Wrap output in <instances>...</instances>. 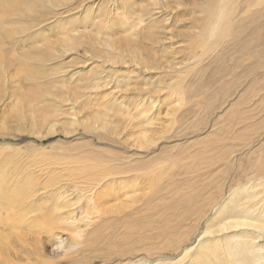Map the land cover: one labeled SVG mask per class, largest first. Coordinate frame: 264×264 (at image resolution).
I'll list each match as a JSON object with an SVG mask.
<instances>
[{
    "label": "bare ground",
    "instance_id": "bare-ground-1",
    "mask_svg": "<svg viewBox=\"0 0 264 264\" xmlns=\"http://www.w3.org/2000/svg\"><path fill=\"white\" fill-rule=\"evenodd\" d=\"M62 1L0 0V105L7 95L19 113L21 105L28 107L31 120L24 113L21 121H29L36 135L55 131L65 115L73 117L75 123L79 114L87 112L84 118L90 130L95 129V123L108 130L112 118L122 117L121 123L132 128V147L146 155L143 159L127 153L124 158L114 156L109 160L79 155L86 172L96 173L95 187L85 183L89 195L82 189L79 194L81 201L85 198L93 205L94 218L86 225L87 220L84 222V228L92 230L87 231L92 237L90 243L84 240V231L66 239L62 233L54 234L60 224L69 225L68 231L75 227L74 218L63 215L67 201L64 208L56 204L52 210L51 202L46 215L39 210L42 217L33 218L31 206L20 205L21 199H16L20 206L14 201L1 203L11 199L12 191L22 192L11 188L17 182L9 185L13 182L9 179L0 184V215L3 210L8 213L4 219L0 216V224L6 221L12 231L29 233L15 236L21 253L41 256L43 242L36 234L46 232L54 240L53 251L65 256L72 250L75 257L64 258L76 264H94V259L102 260L101 264H264V116L260 123L253 122L264 113L257 111L258 103H264V0ZM171 3L174 10L184 8L189 14L192 33L182 42V50L173 52L171 61L141 54L146 43L155 39V29L172 23V15L167 14ZM12 24L24 27H6ZM45 26L56 31L61 41L47 38L39 46L28 41L41 36ZM90 29L104 32L99 41H89L84 52V56L94 52L97 60L76 61L74 71L66 65L73 58L67 63L59 61L52 69L56 73L50 75L51 68L47 67L65 57L64 53L83 47L84 41L75 40L89 36ZM19 34L26 36L16 39ZM131 37L136 41L128 45L118 41ZM20 69L26 74L25 83H20L23 87L19 92L9 89L6 93L4 88L7 83L14 84ZM157 70L170 82L166 87L170 97L178 99L181 107L186 104V108L181 111L172 106V120L152 131L146 119L158 100L152 96L129 99L126 93L139 89L142 76ZM142 87L143 92L151 89L146 82ZM52 89L58 94L74 93L73 98H64L63 94L59 96L62 100L52 99ZM221 93L226 99L214 109L209 103ZM65 107L74 114H63ZM169 134L173 136L167 138ZM162 139L167 145L155 148ZM198 146L203 148L194 152ZM177 151L179 155L174 156ZM162 156L166 159H160ZM59 160L52 159L49 165H65L68 159ZM169 160L184 161L191 182H201V186L170 199L165 197L169 202L163 203L161 215L150 201L153 198H146L144 193L140 196L142 175L136 165L154 162L156 168H162ZM199 165L202 170L197 174ZM26 195L31 197V193ZM48 196L53 193L40 198L47 200ZM99 202L108 205V216L100 215ZM21 222L28 224L18 226ZM30 233L35 234L33 240L28 238ZM3 243L7 245L0 240V247Z\"/></svg>",
    "mask_w": 264,
    "mask_h": 264
},
{
    "label": "rangeland",
    "instance_id": "rangeland-1",
    "mask_svg": "<svg viewBox=\"0 0 264 264\" xmlns=\"http://www.w3.org/2000/svg\"><path fill=\"white\" fill-rule=\"evenodd\" d=\"M66 2L67 0L62 1V3H66ZM171 5H172L171 8L167 10L168 11L167 14L172 15V21H171L172 23H168L165 26L160 25L158 29H155V32H157L158 36L156 35L153 41L146 43L147 47L141 51V54L147 55L151 53L155 57H159L161 59H166V58L170 59L174 53L182 50L181 49L183 47L182 42L186 41L187 40L186 38L188 37V35L192 33V29H193L192 22L190 20L189 14H186V10L184 8H180L179 10H174L172 3ZM9 19L10 20L13 19L14 21L16 18L9 17ZM6 27H13L15 29H20L21 27L23 28L24 26L19 25V24L17 25L12 24L10 26L6 25ZM149 28L150 26H148V30ZM151 31H154L153 26L151 27ZM89 32H90L89 36H85V37H82L81 39L75 40V41H84L85 44L83 47H81L79 50H72L71 52L64 53L66 54L65 57H63L62 59L58 61H55L53 64H50L49 68L47 67L48 70H50L51 68V70L48 72L50 75L56 73L55 71H52V69L53 67L56 66V64L58 65L59 63H61L59 61H63V63H67V62H70V60L73 58V61L71 62V64L70 63L66 64L67 66L73 67L76 61L83 62L84 60H86V58L87 59L94 58V60H97V58L94 57L95 56L94 52L86 56H84V52H85L87 43L89 41H99V39H102L104 37V32L101 29L100 30L90 29ZM25 36H26L25 34L23 35L19 34L16 36V39H20ZM56 37H57L56 31L53 32L49 27L45 26V32L42 33L41 36L36 35L33 39L28 40V41H34V43L38 44L39 46V45H42L47 38L52 39L53 41H61L57 39ZM27 39H29L28 36L26 40ZM91 39H94V40H91ZM118 41H120L119 43H124L128 45L129 41H136V39L134 37H131V39H122ZM99 47L100 46L97 45L96 49H99ZM101 50H102V46H101ZM18 51H20L19 48H18ZM36 54H38V52H36ZM75 68L76 67H73L71 70L74 71ZM71 70L69 71L72 72ZM25 75L26 74L24 73L23 69H20L14 76V80H13L14 84L10 85L7 83V86L4 88L7 90L6 93H9V91H12V90L13 92H19L18 90H20V88L23 87L22 85H20V83L22 82L25 83L24 82ZM145 78L147 79L145 80ZM167 80L168 79L163 78V75H161L157 70L155 71V73H150L146 75V77L145 75L142 76V79L138 81V84L140 85L139 89H135V90L132 89L126 93L129 99L142 98L144 96H152L153 100L155 101L158 100V103L156 104L155 109L152 110V112L148 115L146 119L147 122H149L148 125H152V126H149L150 130L152 131L154 130L157 131L158 129L162 128V126H166L165 124L167 123L168 120L170 121L172 120L173 117L171 116V111H170V108L172 106L176 105L177 106L176 108L181 109V111L182 109L186 108V104H183L181 107V105L177 104L178 99H175V98L172 99L170 97L169 91L166 89L167 83L169 84L170 82H167ZM145 82L148 84L149 88L155 89L156 91L151 90V89H146L143 92L142 86H143V83ZM145 88H147V85ZM229 90L231 89L229 88ZM52 92L54 96L52 99H55V100H58V99L62 100L60 99V97H63L61 96L63 94H64V98H69V97L73 98V95H74V93L73 95H71L67 92L58 94V91L56 89H52ZM68 94L71 96H69ZM6 97L8 96L7 95L5 96V100L3 99L4 102H1V105H0V154L2 153L0 156V166L4 168V169L0 168V184H5L7 180L12 179L13 182H11L9 185H12L14 182H17V183H21V186L19 187L18 184L16 183L17 185L16 187L14 183L13 186H11V188L16 189V190L19 189L22 192L19 191L20 192L19 193L18 191H16L15 193L14 191H12L13 195L10 194V197L12 200L9 199L10 197L8 196L7 199L9 200L8 201L3 200L1 201V203L8 202L7 204L9 205V203H11L9 201H14L15 202L14 205L18 206L19 202H16V199H21L20 205L26 203V204H29L31 207H33V209L30 207L29 212L31 214L30 216L35 218L36 216L34 215H37V217H42L38 213L39 210H40L39 211L40 213L44 212L46 215L47 210H48L47 208H50L49 205L51 202L53 203V206H51L53 207L51 208L52 210V209H55L57 205L59 207L63 206L62 208H64L67 205L66 204V201H67L68 207L64 209L65 211L61 208L64 214L62 212L61 213L64 215V217H65V214H68L67 217L69 218L71 217L72 219L74 218L73 222L76 223L75 227L74 228L71 227L70 231H68L70 228L69 225H66L67 227L66 229L64 224L63 225L60 224L59 225L60 227L54 228V230H57L56 232L54 231V234L62 233L64 237L66 236L65 237L66 239L68 236L72 237L73 235V237H75L77 234H81V232L84 231L83 232V235L85 237L84 240L90 243V240L92 237L88 233L91 232L92 230H90L91 228L90 229L84 228L85 227L84 222L87 220L85 222V225H86L88 221L91 220V218L92 219L94 218V214H93L94 211L92 209L93 205L87 204V200L85 198L83 199V201H81L79 194L81 193L80 191L82 189V191H84L83 193L86 194L87 192L86 196L89 195L88 193L90 189L88 187H95L96 173L91 170L89 171V173L86 172L87 168H86L85 162L79 160V155H84L86 157H90L91 159H96L100 157V158H106L105 160H109L110 158L114 156H119L121 158H124L127 153L128 154L136 153L135 155L136 157L142 158L143 156L146 155V153L144 151L134 149L131 145L132 135L129 136V133L132 132V128L127 126L126 124L121 123L122 117H118V118H112L111 123L108 124L109 125L108 130L106 129L103 130L102 128H99V124L97 123H95L94 125L95 129L91 128L92 130H90L89 127L87 126L88 122H86V118H84L85 114L88 115V113L84 112L85 114L81 113L78 115L77 117L78 120L75 123L73 121V117L67 118V115H65L61 117V122L59 124V127L55 131H52L50 133L45 132V133H42L41 135H38V134L36 135L35 130H32L31 125L28 123L29 121L28 122L21 121V117L23 116L24 113L26 115L25 117H28L29 119L28 118L27 119L31 120V113H30L31 110H29L28 107L26 108V107H23V105H21L22 108H20V111L22 112L19 113V108L17 107V105L10 103L9 100L6 99ZM225 99L226 97L224 96V94L221 93L218 95L217 99L209 103V105L210 104L213 105L214 109L218 108L222 105ZM48 103L50 104L51 100H49ZM259 103L257 106V111L264 110V103L263 104L261 103L259 104ZM247 107L249 108V105ZM16 109H18V111ZM62 111H63L62 112L63 114L64 113L74 114V112L70 111L68 107L63 108ZM16 113H18V115ZM256 113L258 112H255L254 114ZM205 114H206V111H205ZM263 116H264V113L261 115L259 114L258 116L255 117L253 122L256 124L260 123L263 119L262 118ZM214 117H216V115ZM124 118L126 119V117ZM69 123H74V125L71 126ZM166 136L168 138L173 135L169 134ZM166 141L167 140H164V139L158 141V146L155 148H158L159 146H163V145L166 146L167 145ZM202 148L203 146L202 147L198 146V148H194L193 151L195 152ZM177 155H179V151H177L174 154V156H177ZM60 158H67L68 159L67 164L65 165L55 164L57 166H55L54 164H52L51 166L49 165V162L52 159H54L57 162H60L61 161L59 160ZM161 158L166 159V156H162L160 157V159ZM143 159L145 158L143 157ZM188 161H189V164H191L190 160ZM180 162H182V164ZM180 162L178 161L176 163L173 160H169V162L162 164L163 165L162 168L160 167L156 168L155 167L156 165L154 162L150 164H147L144 162V163H138L136 165V167L140 169L138 172H140V174L142 175V179H141L142 180L141 188L143 190L142 194L144 193L146 195V198L148 199L153 198L150 201L153 202V207L154 205H157V209H156L157 213H160L161 215H162L161 210L163 207V203L167 204V202H169V200H165L166 199L165 197L170 199L172 196L174 197L175 194L177 193H180V192L185 193V192L191 191V187L192 189H199L201 186V182L199 184L197 183L195 184L194 182H191L190 176L189 174H187L189 170L188 166L187 167L183 166L185 163L184 161H180ZM197 168L195 169V171H198L197 174H199L202 170V165H199ZM217 169L218 168H216L215 170ZM5 170H6V173H5ZM92 173H94V176L89 177V174H92ZM27 176H28V179H27ZM13 178H15L17 181H15V179ZM22 179L24 180V182ZM29 180H31V182H29ZM55 180L57 181V183L55 182ZM85 183H88L90 186H88ZM146 183H149V185H146ZM171 183H173V185H170ZM81 185L84 188H81L82 187ZM49 192L53 193V196L51 197L48 196L46 198L47 200L41 199L42 197L40 198V195H43ZM27 193L28 194L31 193V197L33 198H31L29 195H26ZM15 194L16 196H14ZM144 194L140 196L144 197ZM29 197L30 199H28ZM25 198L27 199L26 201H25ZM4 199L6 200V198ZM22 199L24 201L23 203H22ZM150 201L148 200V202ZM30 202L34 203L33 204L34 206H32ZM60 202L61 204H59ZM16 203H18V205ZM5 204L6 203H4V205ZM35 204H36V207H35ZM103 204L105 203L102 202L101 204L100 210L102 214L100 215L103 216L106 214L108 216L110 212L109 210V212L107 213L108 205H103ZM40 208L45 209V211H42V209ZM5 212L6 213H4V210H3V212L0 215L2 219H4L3 215L5 216V218L6 216H8L7 211ZM10 214L11 213H9V215ZM84 214L86 215L88 214L89 217L88 215L86 216ZM39 219H36L38 223H40V221L42 223V220L39 221ZM82 219H85V220L83 221ZM80 222H82L83 225ZM6 223L7 222L4 221L3 223L0 224V240L7 243V245L4 243L1 244L0 264H76L74 263V261L68 262L64 258V257H70V258L75 257V254L72 252V250L68 251L65 254V256L62 255L60 252L58 253L56 251H53L54 240L51 239L48 233L46 235L45 234L46 232H42L43 233L42 235L39 234L40 232L36 234L38 235L39 238H41L42 240L41 243L43 242L42 250H41L42 255L41 256H30L28 254L23 255V253H21L22 250L20 248L21 247L20 243L18 240H16L17 238L15 236L17 234L26 235L28 232L27 233L25 232L26 233L25 234L23 231H21L22 233L16 230L12 231L10 229L12 227L6 226L5 225ZM26 224L28 223L21 222L19 223L18 226L26 225ZM201 228L202 226L199 227V229ZM108 231L109 230H106L104 231V233L105 232L107 233ZM30 234L31 235H29L28 238L33 240L35 234H32V233ZM101 262L103 261L100 259H94V264H101Z\"/></svg>",
    "mask_w": 264,
    "mask_h": 264
}]
</instances>
